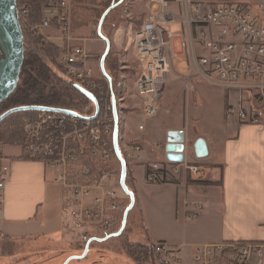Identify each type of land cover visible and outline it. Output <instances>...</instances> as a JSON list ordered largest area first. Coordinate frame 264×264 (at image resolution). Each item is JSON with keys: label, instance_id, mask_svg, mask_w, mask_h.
Segmentation results:
<instances>
[{"label": "built area", "instance_id": "1", "mask_svg": "<svg viewBox=\"0 0 264 264\" xmlns=\"http://www.w3.org/2000/svg\"><path fill=\"white\" fill-rule=\"evenodd\" d=\"M16 1L20 4V8L17 4L19 21H24L32 36L59 49V64L92 96L77 112L45 109L24 123V156L52 169L54 182L66 193L67 226L79 232L84 245L119 232L120 226L114 229L116 214L123 207L121 223L127 205L120 202L114 184L124 191L123 167L114 169L106 167V163L119 157L126 111L138 109L128 104V100H138L147 117L160 113L173 74L177 40L188 56L187 66L226 91L227 116L244 123H264V3L178 0L179 5L174 8L173 0H148L150 10L143 14L141 23L138 26L130 23L139 67L123 64L115 74L107 70L102 57L88 52L80 42L75 43L73 16L75 6L83 2L116 0H44L38 21L30 18L33 0ZM117 1L128 6L132 0ZM178 24L182 30L174 31L173 26ZM93 62L97 64L98 75ZM139 129L144 130L145 125L140 124ZM140 148L135 145L136 150ZM171 169L202 174L198 165L188 163L185 158L180 162L167 159L162 166L152 165L147 180L164 182L171 176ZM10 174V164L0 156V209L5 204ZM123 193L130 202L131 197ZM263 246L255 242L201 245L195 264H250L253 255L262 253ZM156 250L161 255L167 254L163 243H157Z\"/></svg>", "mask_w": 264, "mask_h": 264}, {"label": "crops", "instance_id": "2", "mask_svg": "<svg viewBox=\"0 0 264 264\" xmlns=\"http://www.w3.org/2000/svg\"><path fill=\"white\" fill-rule=\"evenodd\" d=\"M191 1L264 3V0ZM178 5V0H173V7ZM139 8L140 17L148 13V0L141 1ZM100 27L105 33L104 26ZM173 27L174 31L182 30L179 24ZM177 43L180 46L179 40ZM176 44L175 54L188 60L181 47L179 52L176 51ZM130 62L133 67H139L135 53L130 56ZM183 68L186 73H173L164 93L163 99L167 97L171 102L165 103L162 99L163 115L172 118L166 119L161 129V140L165 143L164 149L161 148V159L145 160V137L139 136L140 123L138 126L131 124L133 116H130L123 129L124 136L130 141L119 143L121 157L111 162L120 169L123 167L121 158L125 159L134 177L138 201L135 206L142 215L141 233H144V240L135 241L163 243L167 249L164 259L171 264H195L201 245L226 242L264 245V123H244L237 117L227 116L229 96L226 91L196 75L186 63ZM138 70L141 72L142 68ZM180 106L184 117L176 115ZM169 130L185 131L184 158L188 163L198 165L202 174L171 169V176L164 182L151 183L147 180V169L159 164L156 161L162 166L167 160ZM131 143L134 146L140 144V150ZM20 147L18 151L14 146L0 145V156L11 167L5 204L0 209V234L10 240L47 237V232L39 231V221L53 214L48 168L41 161L24 158ZM141 185L146 186L147 191ZM147 193L150 206L143 199ZM59 209H63L62 201ZM250 264H264V246L261 254L253 255Z\"/></svg>", "mask_w": 264, "mask_h": 264}, {"label": "rangeland", "instance_id": "3", "mask_svg": "<svg viewBox=\"0 0 264 264\" xmlns=\"http://www.w3.org/2000/svg\"><path fill=\"white\" fill-rule=\"evenodd\" d=\"M141 1L143 0H134V1L132 0L131 4L128 6L118 1L117 2L118 4H115L111 8H109V6L107 5L110 2L99 3V4L83 2L81 3V5L75 6L74 16H73L74 30L76 35L75 37L77 38L75 40V43L80 42V44L83 45L86 48V50L91 54L98 56V58L101 57L105 58V55H107L105 54V52L107 51L108 45L106 46L105 49L104 41H106L107 43V40H109L110 42L109 52L113 53V56L110 57V60L111 61L114 59L119 60L121 62L120 66L123 64L132 66L133 64L132 62H130V56L135 53V45L132 37V30H130V23L134 22L135 26H138L141 23L142 17H140L141 12L139 8V4ZM205 1L222 2L223 0H205ZM235 1H242V0H235ZM17 4L19 5L20 8L19 1ZM30 13H31V9H30ZM129 17H132V20ZM30 18L31 20L35 21L33 7ZM20 24L23 30L24 39H25V34L32 35L29 33L28 31L29 28L26 27L24 21L20 22ZM100 26H104L107 37H105L106 35L102 30L103 27L101 29ZM177 30H181V29L178 28ZM176 51L178 52L180 51L179 43L176 44ZM25 52H26V45H25ZM184 63H186V65L188 64L187 58L181 55H177L174 52L173 73L174 74L186 73L187 70L183 68ZM106 64H107L106 65L107 70L109 69L110 71L111 66L108 63ZM96 65L97 64H95L94 62L92 63V67L95 73H97ZM120 66L118 70L115 72V74L119 72ZM137 78L138 77H136L135 80ZM132 80L130 82L133 85L134 82H132ZM20 81H21V76H20ZM67 85H68L67 83L62 84L64 88H66ZM74 102L78 103L75 100ZM163 102L169 103L171 101L167 97H164ZM128 104L135 105L136 107H138V109H134V110L128 109L126 111L127 114L126 121L130 116H133L131 120V124H135L138 126V124L140 123L146 126L144 130L140 131V129L139 130L137 129V133L139 134V136L145 137L146 140L145 148H146L147 158H145V160L147 159L152 160L154 158L161 159V155H163V152L161 154V148L164 149L165 146V143L161 140V129H163L164 127L163 123L165 124L166 119L170 120L172 117L167 114L165 116L163 115L164 114L163 107L160 113L156 117H147L143 113L142 108L138 106L139 104L138 100L137 101L128 100ZM80 107H82V105H80ZM178 108H180V111L176 113V115L178 117H182V116L184 117L181 110L182 107L180 106ZM30 119L33 118L26 119V121ZM126 121L124 124V129L126 127L125 126ZM7 123L10 122H4V124L2 123L5 128L10 126ZM23 132H24V125H23ZM122 134H123V130H122ZM128 140L129 139H127L124 136L123 141L129 143L130 140L129 141ZM0 145H6V144L0 143ZM132 146L134 145L132 144ZM14 147L18 151L19 149H21L20 146H14ZM114 160L116 159H113L110 162L106 163L107 164L106 167L111 166L112 168L117 169L118 167L111 163ZM156 162L161 164L160 161H156ZM48 178L52 182V186H51L52 203L50 202V205L52 204L51 211L53 212V214L51 215V217L48 218L45 217L42 221H39V231H43L44 233L47 232L46 233L47 237L22 238L17 240H13V239L10 240L9 238L0 234V264H135L131 260V258H129V256L126 254L122 244L127 239H129L130 241H135L138 239L144 240L142 238L144 233H141L143 231L142 215L138 210L137 207L138 204L137 206H134L129 212L125 229L123 230L122 234L119 237H111L103 242L92 241L93 243H91L87 253L84 255L86 251V245L80 242L81 236H79V232L67 226V222H66L67 217L64 213L66 193L60 184L54 182V174L51 168H48ZM129 181L132 182V184H134V177L131 175V173H130ZM114 186L116 191L120 195L121 198L120 202L121 203L125 202L124 205L125 206L127 205V209H128L130 207L129 199L123 195L124 191L122 192L118 188L117 183H115ZM141 187L144 189V191H147L146 186L141 185ZM128 190L129 191L134 190L135 192L134 187L132 190H130L129 188ZM147 194H148L147 197H144L143 199L145 200V204L150 206V199L148 198L150 196L149 193ZM61 201L63 202L62 211L59 209V204L61 203ZM122 209L123 207L120 208V210L118 211L119 213L116 214V217L118 219H116L117 225L114 228L115 230L118 229L119 226L120 229L122 227L123 221L120 223V220L122 218ZM53 228H55L54 231H50ZM94 234L102 235L101 232H96ZM157 261L163 264L160 260Z\"/></svg>", "mask_w": 264, "mask_h": 264}, {"label": "trees", "instance_id": "4", "mask_svg": "<svg viewBox=\"0 0 264 264\" xmlns=\"http://www.w3.org/2000/svg\"><path fill=\"white\" fill-rule=\"evenodd\" d=\"M43 1H32L35 21L40 19V6ZM117 2L111 1L107 5L111 8ZM25 45V60L20 84L15 92L0 105V109L2 108L0 111V143L22 147L25 142L23 125L26 119L37 117L45 109L77 112L80 105L85 106L92 97L89 92L75 83L67 75L65 67L59 64V49L54 44L44 43L40 37L25 34ZM111 56L113 53L109 52L105 58H102L105 67L108 63L111 66L110 71L115 73L121 62L116 59L111 61ZM64 83L68 84L66 88L62 86ZM93 96L96 98L97 94L94 93ZM74 100H80V102L75 103ZM4 122H10L7 123L10 126L5 128ZM124 161L127 167V189L132 190L133 184L129 181V166L125 159ZM149 172L150 169H147V174ZM219 184H223V170ZM130 192L137 204L134 190ZM131 202L130 199L129 205ZM122 245L126 254L135 264H156L157 260L163 264H171L157 252V244L154 242L127 239Z\"/></svg>", "mask_w": 264, "mask_h": 264}, {"label": "water", "instance_id": "5", "mask_svg": "<svg viewBox=\"0 0 264 264\" xmlns=\"http://www.w3.org/2000/svg\"><path fill=\"white\" fill-rule=\"evenodd\" d=\"M23 30L19 21L18 8L16 0H0V104L6 101L16 90L22 73L25 59V41ZM108 54L110 49L109 40H107ZM2 53V56H1ZM104 64V60H103ZM201 142V140H200ZM185 131L169 130L167 132L166 153L170 161H183L185 149ZM119 157L120 153H119ZM123 164V181L124 191L131 197V205L126 210L123 218L122 228L119 232L105 237L104 239H95L96 241H105L111 237H118L122 234L127 223V217L131 209L135 206L133 194L127 189L126 175L127 167L125 161L121 158ZM94 241V240H92ZM90 241L86 245L87 253Z\"/></svg>", "mask_w": 264, "mask_h": 264}, {"label": "bare ground", "instance_id": "6", "mask_svg": "<svg viewBox=\"0 0 264 264\" xmlns=\"http://www.w3.org/2000/svg\"><path fill=\"white\" fill-rule=\"evenodd\" d=\"M0 47H1V45H0ZM1 56H2V53H1Z\"/></svg>", "mask_w": 264, "mask_h": 264}]
</instances>
